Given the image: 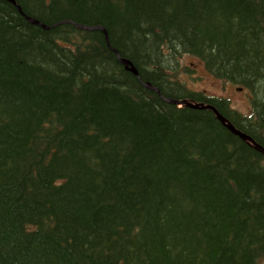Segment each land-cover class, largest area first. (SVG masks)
Wrapping results in <instances>:
<instances>
[{"label": "trees", "instance_id": "1", "mask_svg": "<svg viewBox=\"0 0 264 264\" xmlns=\"http://www.w3.org/2000/svg\"><path fill=\"white\" fill-rule=\"evenodd\" d=\"M16 2L52 28L0 0V264H264V154L166 102L264 147V99L246 116L181 72L264 83V0Z\"/></svg>", "mask_w": 264, "mask_h": 264}, {"label": "rangeland", "instance_id": "2", "mask_svg": "<svg viewBox=\"0 0 264 264\" xmlns=\"http://www.w3.org/2000/svg\"><path fill=\"white\" fill-rule=\"evenodd\" d=\"M181 61L184 68V70L182 69L181 71L183 73V79L186 83H188V87L191 90L203 91L208 95H213L214 97L226 98L230 100L234 109L246 116H248V114H250V112L254 109V101L249 97L250 92H238L236 91L237 87L217 80L207 71H205L204 65L196 57L185 55L182 57ZM190 78L192 79L189 81ZM262 82V80L258 81V86H255L253 89L254 100L257 99L258 101V105L255 104L257 108V112L255 114L257 115H259V112L262 109L261 101L264 99V83ZM226 128L231 132L228 127ZM255 150L257 151V149Z\"/></svg>", "mask_w": 264, "mask_h": 264}, {"label": "water", "instance_id": "3", "mask_svg": "<svg viewBox=\"0 0 264 264\" xmlns=\"http://www.w3.org/2000/svg\"><path fill=\"white\" fill-rule=\"evenodd\" d=\"M12 4H14L16 6L17 2L16 0H6ZM16 8L18 9V11L22 14V8L20 6H16ZM26 17V16H25ZM34 24H37L39 25L40 27L43 25V23H40L38 20L37 21H32ZM52 27H49L47 29H51ZM81 28H84L86 30H89V31H97L96 28H91V27H85V26H81ZM117 53V57L119 59V62L125 66L126 70L131 72L132 74H134L137 78H139V73L137 71V69L133 66V64L131 62H129L128 60H124L123 58L120 57V54L118 51H115ZM147 86H151L149 84H146ZM167 103H170V104H180V105H187L188 107L194 109V110H211L213 111L217 118L220 120V122L222 124H226V120L223 118V116L212 106H201V105H194V104H191L188 102V100H174V99H169L167 100ZM227 127L232 130L233 133L237 134L238 136H240L242 139L250 142L252 145H254V147L262 152L264 154V148L260 145H258L254 139L252 137H250L249 135L247 134H244V133H241L239 131H237L232 125L230 124H227Z\"/></svg>", "mask_w": 264, "mask_h": 264}, {"label": "bare ground", "instance_id": "4", "mask_svg": "<svg viewBox=\"0 0 264 264\" xmlns=\"http://www.w3.org/2000/svg\"><path fill=\"white\" fill-rule=\"evenodd\" d=\"M22 16H26L24 13H23V11H22ZM29 22H31L33 25H36V26H39V25H37V24H34L32 21H37V20H34V19H32L31 17H28V16H26L25 17ZM40 27V26H39ZM85 27H87V26H85ZM41 28H43V29H46L47 30V26H45V25H42L41 26ZM92 28V27H91ZM96 29H98V30H101V31H103L105 34H106V36H107V32L105 31V29L104 28H100V27H98V28H96ZM107 43H108V45H109V41H108V39H107ZM116 55H117V53L115 52L116 50H112ZM125 60V59H124ZM129 61V60H128ZM130 62V61H129ZM182 62V61H181ZM134 66V65H133ZM182 66H183V64H182ZM135 67V66H134ZM136 68V67H135ZM137 69V68H136ZM183 70H184V68H183ZM137 71H138V69H137ZM205 71H207L206 69H205ZM208 72V71H207ZM139 73V72H138ZM210 74V73H209ZM211 75V74H210ZM215 78V77H214ZM139 79H140V74H139ZM182 79H183V75H182ZM141 80V79H140ZM184 80V79H183ZM142 81V80H141ZM147 84V83H146ZM145 84V86L146 87H148L149 89H151L152 91H154V92H156V93H158L161 97H162V94H161V92L158 90V89H156V88H154L151 84H149V85H151V86H147ZM219 98H221V97H219ZM169 100V99H168ZM166 101H167V99H166ZM189 103H191V104H193L192 102H189ZM170 104V103H169ZM173 105H180V104H173ZM180 106H186V107H188L187 105H180ZM188 108H190V107H188ZM190 109H192V108H190ZM194 110V109H193ZM225 120H226V124H223L225 127H227V124H230V125H232L237 131H239V132H241L240 130H238L231 122H229V120H227L226 118H224ZM219 120V119H218ZM220 121V120H219ZM231 132H232V130H231ZM233 133V132H232ZM242 133V132H241ZM233 134H235V133H233ZM235 135H237V134H235ZM238 136V135H237ZM239 138H241L240 136H238ZM242 139V138H241ZM242 140H244V139H242ZM244 141H246V140H244ZM255 141V140H254ZM248 142V141H247ZM256 142V141H255ZM249 143V142H248ZM258 144V143H257ZM252 145V144H251ZM259 145V144H258ZM253 147H254V145H252ZM261 146V145H260ZM255 148V147H254ZM264 148V147H263ZM256 149V148H255ZM258 151V150H257ZM260 152V151H259Z\"/></svg>", "mask_w": 264, "mask_h": 264}, {"label": "flooded vegetation", "instance_id": "5", "mask_svg": "<svg viewBox=\"0 0 264 264\" xmlns=\"http://www.w3.org/2000/svg\"><path fill=\"white\" fill-rule=\"evenodd\" d=\"M253 111V110H252Z\"/></svg>", "mask_w": 264, "mask_h": 264}]
</instances>
